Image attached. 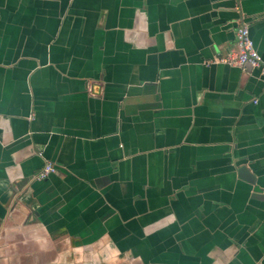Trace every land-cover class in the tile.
Returning a JSON list of instances; mask_svg holds the SVG:
<instances>
[{"label": "crops", "instance_id": "1", "mask_svg": "<svg viewBox=\"0 0 264 264\" xmlns=\"http://www.w3.org/2000/svg\"><path fill=\"white\" fill-rule=\"evenodd\" d=\"M242 23L264 64V0H0V264H264Z\"/></svg>", "mask_w": 264, "mask_h": 264}, {"label": "built area", "instance_id": "2", "mask_svg": "<svg viewBox=\"0 0 264 264\" xmlns=\"http://www.w3.org/2000/svg\"><path fill=\"white\" fill-rule=\"evenodd\" d=\"M235 41L237 50L228 53L223 58H220V61L230 65L239 66L241 68L247 66L258 67L261 69V73L264 75V64L262 63L261 57L255 48L252 39L250 38L247 23H242L237 27ZM55 170L56 168L51 162H46L36 177L44 179L49 175V173L54 172Z\"/></svg>", "mask_w": 264, "mask_h": 264}]
</instances>
